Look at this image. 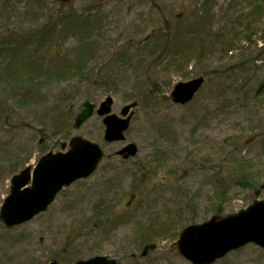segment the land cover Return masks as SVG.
Returning <instances> with one entry per match:
<instances>
[{"label": "rangeland", "instance_id": "rangeland-1", "mask_svg": "<svg viewBox=\"0 0 264 264\" xmlns=\"http://www.w3.org/2000/svg\"><path fill=\"white\" fill-rule=\"evenodd\" d=\"M38 1L46 2L47 10L40 18L24 24L22 15L27 11V0H0V34L4 33L2 27L24 26L31 32V28L37 29L38 36H35L49 46L51 55L58 51L72 59V53L77 54L80 49L89 50L87 60L84 59L85 69L87 77L93 80L100 79L98 72L105 63H114L116 60L113 61L112 56L115 51H120L121 56L117 60L122 57L126 67L113 70L114 64L103 71V74L113 75L119 80V90L111 93L103 85L80 89L82 94H91V101L97 107L112 97L113 113L120 116L121 110L144 92L141 87L150 88V85L157 84L162 92L161 99H169L174 86L180 82L201 76L207 82L188 105H176L170 99L160 101V108L152 112L139 106L134 110L131 128L123 143L110 144L104 140L102 118L96 114L80 129H74L75 117L86 100L79 98L75 101V104L79 103L75 109H69L71 101L67 103L64 106V114L69 120L67 130L55 137L50 128L45 130L46 137L51 138L47 148L54 152L66 151L72 137L82 136L99 144L106 157L93 176L79 186L64 190L47 212L13 229L0 224V264H48L52 260H58V264H74L96 256H108L121 264H190L177 253L179 235L187 226L202 224L216 215L214 209L221 199V191H228L222 202L224 210L221 216L237 213L254 201L264 200V135L260 138L262 130L254 131L259 120L264 122V103H260L264 102V97L256 96L257 89L264 83V10L254 23V7L247 0H216L213 9L216 17L210 28L229 40L233 49L230 54L212 51L200 58L199 52L195 56H182L181 51L180 59H184L180 63L191 62L182 68L173 67L166 60L157 65L155 57L146 55L142 57V66L138 67L135 61L132 64L130 61L141 54L139 41L162 29L169 33L172 25L188 23V18L198 10L196 0H72L69 5L77 15L70 14L68 5L64 3L69 19L56 29L51 27L55 20L51 12L59 10L63 3L58 0ZM7 2L11 7L6 8ZM232 6L235 13L225 15ZM88 12L96 14L97 18L87 24L74 20L81 13H86V16ZM239 16L242 20L231 24ZM47 28L57 31L53 36L54 42L48 33L41 36ZM18 33L20 38L17 41L25 43V30ZM129 42L128 51L125 46ZM207 44L204 43L203 47L208 48ZM0 47L3 67L10 57L2 44ZM76 58H79L78 54ZM2 83L0 97L5 96L3 88L10 87ZM110 86L114 87L113 84ZM7 104L16 119L7 122L6 116L0 115V207L10 194L11 179L16 175L12 169L24 161V168L34 167L47 150L38 144L41 138L38 131L42 125L31 120L37 113L36 117L43 118L48 106L23 111L20 107L14 108L10 101ZM162 126L169 133V142L178 144V153L172 152V146H167L154 133ZM253 133L254 137L259 135L255 144L244 145ZM128 143L139 147L134 162L148 163L152 160L149 153L154 152V145L167 147L173 158L162 163L159 172L150 174V181L139 184L136 168L132 164L121 163L116 156ZM227 143L233 144L238 158L263 155L262 164L248 171L254 177L252 182L263 183H260L257 194L235 181L238 175H233L236 172H232L229 159L236 156L231 155L232 150ZM7 160L10 162L5 166ZM13 161L15 164L10 169ZM131 194L140 195L132 210L135 221L113 230L109 225L95 228L98 218H93V212L98 202L113 204L119 211ZM171 221L177 222L174 230L171 233L161 231L155 238V249L143 257V249L139 251L133 242L137 227L144 222L157 223L159 231L161 225ZM79 231H83L84 236L74 237ZM132 254L136 255L134 259ZM215 264H264V250L250 244L229 253Z\"/></svg>", "mask_w": 264, "mask_h": 264}, {"label": "trees", "instance_id": "trees-1", "mask_svg": "<svg viewBox=\"0 0 264 264\" xmlns=\"http://www.w3.org/2000/svg\"><path fill=\"white\" fill-rule=\"evenodd\" d=\"M58 1L62 2L63 4L59 10H54L51 12L52 17L55 19L53 21V25L51 26L54 27V29L64 26L68 21L69 17L68 15H66L67 11H64V7L66 5H68L67 8L70 14H76V11L71 8V5H69L72 0ZM247 1L252 5V7H254V11L252 12V14H255V17L253 19V22L255 23L257 21L256 18L258 19L261 16L262 11L264 10V0ZM64 3L66 5H64ZM196 3L199 6L198 10L196 13H192V15L188 18V23H178L172 25L169 33L165 32L162 29L160 31L151 33L147 38L144 39V41H139V53H141L140 55L142 56L138 55L132 60L130 59V64L135 61V65H137L138 67L142 66V57L147 55L150 58L155 57V63L157 65L162 64L163 60H166L167 62L169 61L171 63V66L182 68L187 67L191 62L186 61L180 63L182 59H184H180L181 51L183 52L182 56L187 54H193L195 56L199 52L198 54H200V58H202L205 53H212V51L224 55L230 54L233 49L230 47L229 40L226 37H221L219 33L212 32V29L210 28L212 27V23L214 22V19L216 17V13H214L213 10L216 5V0H196ZM261 5H263V7H260ZM5 6L6 8L8 6L11 7L8 2L5 4ZM26 6L27 11H25V14L22 15L24 24L29 23L34 19L40 18L42 12L46 11V7H48L46 2H40L38 0H27ZM233 7L234 6L227 9L225 15H228L229 13H235ZM81 14V16L79 15L80 17H76L74 20L80 23L87 24L97 18L95 16L96 14H93L92 12H88L86 16V13ZM250 16L248 17V19L250 18ZM241 20L242 16H239L231 24H238V22H240ZM248 24L250 23L248 22ZM2 29L4 33L0 34V44L4 46L3 48L7 49V56H9L10 59L6 61L3 67H1L2 63L0 62V83L4 86V84L2 83L3 81L5 84L10 85V87L8 89L3 88V90L5 89L3 91L5 93V96L0 97V115H5L7 122H9L11 119H16V116L14 115V113H12V108H10V106L7 104L8 101H10V104L14 108L20 107L23 111L25 109H33L34 107L42 108L43 106H48L45 111L46 114H42L43 118H39V116L36 117V115L38 114L37 113L31 120L34 123L42 125V128L38 131V135L41 137L38 144L39 146L45 147L44 149H47L46 151L43 149L45 151L44 154H46L52 151V149L47 148V142H49L51 138L46 137L47 132L45 130L50 128V130L53 132V137L58 135L60 136L62 132L67 130L66 127H68L69 125L68 116L64 114V106H66L67 103L71 101L69 109H75L76 107H78L79 103L75 104L74 102L78 101L79 98H82V100H92L93 97L89 92V94H82V92L80 91L82 87H88L90 85H103L111 93H115L117 90H119L117 85V83L119 84V80L115 79L113 75L103 74V71L107 70L109 66L113 67L114 64L115 66L113 70H121L126 66L125 64H123L122 57H120L121 59L118 58L117 60V57L121 56L120 51H115L114 56L112 57L113 61H116L109 64L105 63V67L101 69L102 72H98L100 73V79L93 80L87 77L85 69V60H87L88 58L87 56L89 55V50L84 51V49H80L81 52L77 53L79 58H76V53H72V59L68 56L65 57L63 54H59L58 51H54V53L51 55L49 46H47V44L41 40L38 41V37H36L38 36V34H36L37 29L31 28L33 32L26 30L24 26H14L11 29L2 27ZM20 30H25L27 34V39L23 40L25 41V43L23 44L22 42L17 41L20 38L18 33V31ZM46 33L50 34L53 38L54 34H57V31L47 28V30L45 29V31L42 32L41 36L44 37ZM218 36L220 37V39H218ZM133 40L134 39L130 41ZM206 42H208V48L203 47L205 46L204 43ZM125 47H130V42L127 43ZM127 50L129 51L130 49L128 48ZM180 65L181 67H179ZM70 83L75 84L70 85ZM110 84H113L114 87H111ZM150 86L152 87H141V89H145L144 92L142 94L139 93V96H135L133 100H131L133 101L132 104L135 105L134 109H137L139 106H141L145 110L152 112L156 108H160L158 107L160 101H169L171 99V96L169 99H166V97H163L161 99L162 92L157 84H153ZM256 96L264 97V83L261 84V86L257 89ZM260 103L263 104L264 102L260 101ZM22 124L26 125V123H24L23 121ZM255 130H262V133L260 135V138H262L264 135V122L259 120L258 125L254 129V131ZM154 133L158 135L167 146H172V152L178 153V144L169 142V133L163 126L156 129ZM254 136L255 133H253L251 137H249L250 141L243 144H249L250 146L255 144V141L259 138V135H256V137ZM226 145H229L230 149L232 150L231 155L236 156L233 159L230 156L229 159L232 166V172H236L233 175H238V179L235 181H239L238 185L242 188L247 190L251 189L255 194H257L259 192L258 187H260L259 185L261 182H252L251 179L254 177L248 171L251 168L262 164L263 155L260 154L257 158H254L252 156L251 158H246L245 156H241V158H238L236 152L233 149V144L227 143ZM153 149L154 152L149 153L152 160L148 161V163L141 161L138 163L134 162L138 155L127 160L118 156V154L116 155L121 163L132 164L136 168L137 175H135L137 176V182L139 184H144L150 181L149 175L159 172V169H161V164L166 163L168 160L173 158L170 155L172 152L169 151L168 148L164 145H154ZM9 162L10 160H7L5 166L8 165ZM13 164H15V161L11 162V164L9 165L10 169ZM25 164L26 162L24 161V164L19 163L18 165H16V167L12 169V173L17 174L22 171ZM219 168H221V166ZM243 172H245V174ZM83 182H85V180L78 181L74 185L79 186ZM65 191H67V189ZM65 191H62L61 194H63ZM227 193L228 191L220 192L221 199L218 202V206L214 209L217 216L222 215L221 213L224 210L222 207V202H224ZM139 197L140 195L138 194H131L127 201L123 204V209H120L119 211L116 210L117 207L113 204L104 201L98 202L94 206L93 212V218L95 220L96 218H98L95 228H98L101 225V227L109 225L113 230L119 225L135 221L136 218L132 214V210L136 203L139 201ZM98 222H100V224ZM147 223L148 222H144L143 225H139L137 227L135 231V239L133 240L139 251H141V248L143 249V257H147L148 254L153 251L151 248L156 243L155 238L160 235L161 231L165 230L166 233H171L174 230V225L177 224L176 221H171L166 225H161V228L158 231L157 227L159 225H157V223ZM81 236H84L83 231H79V233H76L74 237ZM131 257L134 259L136 255L132 254ZM52 261L57 262L58 260Z\"/></svg>", "mask_w": 264, "mask_h": 264}, {"label": "water", "instance_id": "water-1", "mask_svg": "<svg viewBox=\"0 0 264 264\" xmlns=\"http://www.w3.org/2000/svg\"><path fill=\"white\" fill-rule=\"evenodd\" d=\"M205 83L204 77L180 82L172 91L175 104L191 102ZM112 98L104 101L97 114L103 117L104 139L108 143L125 141L130 127V111L135 105L126 106L121 116L112 113ZM96 105L91 101L83 104L82 112L75 120L79 129L95 113ZM138 153L135 144L119 151L125 158ZM105 156L103 148L81 136L71 139L66 152L48 153L33 167H27L11 180V192L0 209V221L6 228H15L30 222L46 212L59 193L79 180L90 178ZM249 244L264 250V200L255 201L247 209L185 228L176 244L177 252L191 264H214L233 251ZM50 264H58L52 262ZM75 264H119L107 256H96L80 260Z\"/></svg>", "mask_w": 264, "mask_h": 264}]
</instances>
